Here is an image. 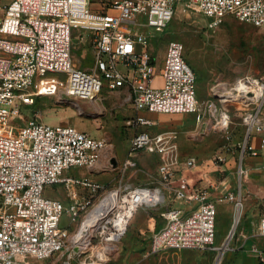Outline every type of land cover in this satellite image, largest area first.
Returning <instances> with one entry per match:
<instances>
[{
	"label": "built area",
	"instance_id": "obj_1",
	"mask_svg": "<svg viewBox=\"0 0 264 264\" xmlns=\"http://www.w3.org/2000/svg\"><path fill=\"white\" fill-rule=\"evenodd\" d=\"M176 2L10 0L2 5L0 264H48L45 259L65 249L69 238L68 227L59 225L63 210L76 221L81 213L86 216L99 205L85 235L76 241L80 253L91 246L95 237L100 241H118L139 206L159 203L164 205L163 224L152 233L149 252L226 248L215 244V201L209 198L206 187L191 185L184 175V171L199 165V159L180 155L175 128L155 132L138 129L151 123L141 111L194 112L198 124L212 123L230 139L232 121L222 99L242 102L240 117L244 132L237 141L241 161L246 154H258L264 145V80L246 74L226 87L231 88V94L225 93V87L215 86L208 98L199 100L195 72L185 58L184 45L171 39L158 69L162 82L152 85L157 56L151 47V28L162 31L167 26ZM190 2L206 17L209 27L228 16L256 26L264 24V0ZM85 34L92 56L89 68L73 60V39L81 42ZM58 73L64 79L61 94L74 99L91 100L104 90L128 89L136 110L129 125L137 130L129 138L127 155L138 151L156 154L159 159L156 181L162 188L147 185L108 188L88 176L63 175L72 167L92 166L107 142L69 123L42 121L35 114L23 120L21 105L33 103L36 79ZM252 131L261 134L259 147L248 141ZM223 161L218 155L217 165ZM240 161L238 173L244 174ZM60 181L84 187L86 195L82 201L66 206L60 199L44 194L47 185ZM217 200L231 201L234 222L235 216L238 220L241 197L237 193L228 191ZM183 202H194L195 206L184 209ZM257 233L264 235V214L259 216ZM247 250L255 253L256 264H264V254L255 244ZM65 263L70 264L67 260Z\"/></svg>",
	"mask_w": 264,
	"mask_h": 264
},
{
	"label": "rangeland",
	"instance_id": "obj_2",
	"mask_svg": "<svg viewBox=\"0 0 264 264\" xmlns=\"http://www.w3.org/2000/svg\"><path fill=\"white\" fill-rule=\"evenodd\" d=\"M207 23L206 17L190 0H177L174 15L167 26L162 31L151 28L153 36L151 47L157 56L156 68L161 65L168 41L178 39L182 41L185 58L195 72L199 100L208 98L213 87L231 86L238 77L246 74L264 80V24L256 26L231 16L213 27L207 26ZM73 44L74 62L81 67L89 68L92 56L86 34L81 42L74 38ZM63 81L62 73H58L57 76L48 74L42 79H36L33 103L21 105L23 120L35 114L42 121L69 123L79 130H86L92 136L104 138L107 144L103 148L106 147L108 150L107 157L115 153L117 156L115 163L118 168L109 175L112 177L109 178L111 180L109 184L115 185H109L110 187H115L119 180H133L143 185H152L151 182L157 177L158 158L155 155L139 151L131 157L133 166L127 164L129 167L125 168L128 156L127 139L133 130L129 121L134 114L130 101L125 99V94L103 91L91 101L74 99L61 94ZM222 103L230 112L235 135L226 139L212 123H193L190 129H185V133L183 131V135L190 138L183 142V154H193L198 159V156L204 157L199 161L210 159L217 164L218 155L225 158L223 147L236 146L238 150L237 141L242 138L240 136L242 102L222 99ZM155 115L171 117L173 114L154 113L153 117L149 116L156 125L158 122L169 121L155 118ZM192 121V113L183 114L181 125H191ZM55 185H47L44 194L50 196ZM112 196L111 194V199ZM161 209L160 204L142 205L130 219L122 237L114 243L113 249L106 252V256L102 258L97 257L96 252L105 246L106 241H100L97 237L92 239L91 246L84 252L76 250L77 242L73 243L71 237L78 232L85 214L81 213L75 221L67 210H63L59 225L68 227L69 238L62 252L64 255L61 264H66L62 262L63 260L69 261L70 264H128L132 259L142 257V254L149 250L151 240L148 223H151L152 227L154 224L155 228L162 224L163 218L158 214ZM234 213L233 209V225L231 229L229 228L230 231L223 237L216 236L215 244L226 247L222 251L185 248L176 251L167 249L147 255L159 258L160 264L167 260L171 261V264H246L241 261L242 256H238L244 248L237 247L238 243H234L236 237ZM67 256L70 258L67 259Z\"/></svg>",
	"mask_w": 264,
	"mask_h": 264
},
{
	"label": "crops",
	"instance_id": "obj_3",
	"mask_svg": "<svg viewBox=\"0 0 264 264\" xmlns=\"http://www.w3.org/2000/svg\"><path fill=\"white\" fill-rule=\"evenodd\" d=\"M9 1L10 0H0V18L3 15L2 5L8 3ZM160 63L162 64V62ZM160 67L161 65L158 68H156L157 72L152 79V82H151L152 85L158 86L162 82V78L158 70ZM104 91H109V90H104ZM110 91L111 92L116 91L121 94H125V99H128V101H130L132 105V110L134 112L133 116L136 114V110L133 107L132 101L128 94V89L126 87H120L116 90H110ZM94 99H91V100H94ZM141 113H143L146 117L150 119L149 116L153 117L154 113L157 114V113H165V112L141 111ZM190 113H192V120H193L192 124L187 125V126L181 125L183 114H190ZM168 114H173V115L171 117H166V116L160 117V116L155 115V118H163L165 120H168L169 122H164V123L158 122V124L155 125V123L152 122V120L150 119L151 120L150 125L148 126L140 125L138 126V129L148 128L150 131L155 132V131H160L166 128H175L178 131L177 142H178L180 155L182 157L193 155V154H183L182 151H183V142H185V140L187 141L190 140V138H187L185 137V135H183V131L185 129L186 130L190 129L193 123L194 124L196 123L195 113L194 112H181V113H168ZM263 120H264V114H263ZM131 128L133 130H132L130 137L132 136L134 131L137 130L133 126H131ZM232 131H233V135H235L233 127H232ZM243 132H244V126L241 123V129H240L241 135L240 136L243 135ZM262 134L264 135V132ZM94 137H97V136H94ZM260 137H261V134H258L252 131L250 135L248 136V141H250V143L253 146L259 147ZM129 138L127 139V142L129 141ZM222 152L225 158H224V161L220 165L213 163L210 159H207V160L201 159L202 161L199 163V165H197L193 169L184 171V175L191 185L206 187L208 190L209 198L215 201L216 236L218 235L220 237H223L225 233L230 231L233 225V220H232L233 219V203L228 200L219 201L217 200V197L228 191H233L241 197V208L239 212V218L236 223L234 222L236 224V226L234 224V226L236 227L235 229L236 237L234 239V243L236 244L238 243L237 247L238 246L241 247L242 245V247L244 248V250H241V252L238 253V256L240 255L242 256L241 257L242 262L244 263L246 262V264H256L257 257L255 253L247 249L251 244H255L256 247H258L264 254V235H259L257 233V222H258L259 216L261 214H264V145L259 149L258 154L256 155L246 154L245 156H243L240 163H241L242 169L244 170V174L238 173L239 162H238L237 147L236 146H230V147L225 146V148L223 147ZM107 153H108L107 148L106 147L102 148L99 153V157L97 158V160L92 166L72 167V168L66 169L63 172V175L64 176H74V177L88 176L89 178L99 181L103 183L106 187L110 188L109 185H115V184H109L111 181L110 179L112 178L109 175L114 170H116L118 166L115 163V159L117 158L116 153L109 155L108 157H107ZM136 153L137 152L133 153L131 156H127V158L125 156L126 158L125 168L129 167L127 166V164H131L133 166V160L131 159V157H133L134 154ZM150 154H153V153H150ZM153 155H155L158 158L156 154H153ZM198 157L199 159L204 158L200 156ZM127 160H130V163H128ZM158 162H159V159H158ZM156 171H157V166H156ZM105 178H107L108 180H104ZM135 183L136 182H134L133 180L131 181L119 180L115 187L118 188V187H123L125 185H143L141 183H136V184ZM151 183L152 185L150 186L152 187L162 188L161 185L158 184L156 179H154ZM54 184L56 185H55V188L52 189L50 197L60 199L66 206L72 202L82 201V199L86 195V189L80 185L66 183L63 181H60ZM111 187H114V186H111ZM159 204L161 205L162 209L159 210L158 214L161 215V211L164 209V205L162 203H159ZM172 204L179 205L178 202H172ZM194 206H195L194 202H189V203L183 202L184 209H189L190 207H194ZM140 207L141 206H139L137 210ZM162 224H160L157 228H155L154 224L152 227L151 223H148V230H151V235L154 231L158 230L162 226ZM164 250H167V249H164ZM164 250H159V251H156L155 253H159ZM63 251L64 249L48 257L47 259H45V262L48 264H61V258L64 255V253H62ZM150 253L152 252H149L148 250L145 252V254H142V257L134 258L128 264H160V262L158 261L159 258L158 259L157 257L151 258L147 255ZM62 262L65 263V260H63ZM163 264H171V261L167 260Z\"/></svg>",
	"mask_w": 264,
	"mask_h": 264
},
{
	"label": "bare ground",
	"instance_id": "obj_4",
	"mask_svg": "<svg viewBox=\"0 0 264 264\" xmlns=\"http://www.w3.org/2000/svg\"><path fill=\"white\" fill-rule=\"evenodd\" d=\"M226 88V87H225ZM231 88H226V90H225V93H231ZM114 194L115 193H113L112 195V197H114ZM110 199H111V196L109 197ZM109 198H107V200L109 199ZM106 200V201H107ZM99 206H101V205H99ZM99 206H97L94 210H92L91 212H89L86 216H85V218L83 219V222H82V225L80 226V228H79V230H78V232L76 233V234H74V235H72V242L73 243H76V241H79L80 239H82L83 238V236L85 235V233H86V231L88 230V228H89V226L91 225V223H92V221H93V218H92V216H93V214H94V211L99 207ZM237 221V216H235V222ZM107 239H109V237L107 236L106 237ZM116 241H108L107 240V242L105 243V246L102 248V249H100V250H98V252H96V256L97 257H100V258H102V257H105L106 255V252H108L109 250H112L113 249V245H114V243H115ZM82 243V242H81ZM76 246H78V244H76ZM76 249H78V250H80L79 249V246L76 248ZM96 260V259H95ZM94 260V261H95ZM93 261V262H94Z\"/></svg>",
	"mask_w": 264,
	"mask_h": 264
}]
</instances>
